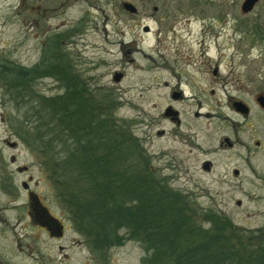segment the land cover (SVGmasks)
I'll return each mask as SVG.
<instances>
[{
    "label": "rangeland",
    "instance_id": "obj_1",
    "mask_svg": "<svg viewBox=\"0 0 264 264\" xmlns=\"http://www.w3.org/2000/svg\"><path fill=\"white\" fill-rule=\"evenodd\" d=\"M123 1L0 0V69L5 64L31 69L48 56L57 64L56 71L39 70L22 88L11 73L0 72V260L5 264H156L142 231L138 237L124 227L117 233L120 244L91 246L59 199L33 136H47L46 99L58 102L67 91L79 92L90 108L99 109L98 115L116 127L113 135L137 147L148 168L162 169L151 171L181 196L193 225L206 230V237L264 243V110L256 100L264 93L258 91L264 90V80L257 75L264 59L257 58L263 47L249 35V19L233 5L216 6L214 20L211 12L198 10L185 18L181 36L169 29L182 24V16H171L160 27L144 17L141 23L153 31H137L136 50L124 54L133 47L131 31L121 30ZM156 3L148 1L146 11ZM204 22L218 27L209 29ZM199 28L208 29L207 42ZM204 61L210 70L219 66L215 93L187 91V98L172 100L179 81L184 88L204 81ZM247 83L253 91L244 90ZM235 100L250 104L251 113L237 111ZM169 103L182 111L183 139L172 122L160 118ZM196 111L206 114L196 117ZM162 128L166 134L159 136ZM146 133L151 137L142 139ZM234 134L236 148H221L225 136ZM172 157L180 159L179 170L166 167ZM205 160L213 162L211 171L203 169ZM23 167L28 168L18 170ZM25 181L66 224L61 239L39 234L21 218L27 206ZM210 220L217 221L216 228Z\"/></svg>",
    "mask_w": 264,
    "mask_h": 264
},
{
    "label": "trees",
    "instance_id": "obj_2",
    "mask_svg": "<svg viewBox=\"0 0 264 264\" xmlns=\"http://www.w3.org/2000/svg\"><path fill=\"white\" fill-rule=\"evenodd\" d=\"M56 69L48 56L34 68L5 64L0 72L11 73L22 88L39 70ZM62 74L68 81L66 72ZM52 99L45 106L50 117L42 120L47 136L33 140L59 199L91 246L120 244L117 233L125 227L138 237L140 231L147 236L143 242L156 264H264L263 242L256 246L248 237H206V230L195 227L181 196L156 178L148 159L137 156V147L113 135L116 127L79 92L67 91L58 102ZM209 222L216 228V220Z\"/></svg>",
    "mask_w": 264,
    "mask_h": 264
},
{
    "label": "flooded vegetation",
    "instance_id": "obj_3",
    "mask_svg": "<svg viewBox=\"0 0 264 264\" xmlns=\"http://www.w3.org/2000/svg\"><path fill=\"white\" fill-rule=\"evenodd\" d=\"M148 1H150V0H124L122 2V7L120 8V21L122 23L121 24V30L123 32H125V30H128V29L131 31L132 39H131L130 44L133 47V49H130L128 51L124 50L123 51L124 54H130L136 50V47H134V46H136L138 43L137 31L139 33L143 32L145 34H149L153 31L152 25H150L149 23H145V22L141 23V20L144 17H148L149 19H154L155 21H158L159 22L158 27H160L163 24L162 21L169 22V19L171 16H174V17L175 16H178V17L182 16V19H181L182 24L174 23L171 26V28L169 29V32L173 33V31H175L177 34H180V29L183 28V26H185V21H184L185 18L190 17L193 14V12H197L198 10H203L202 13H204V12L206 13L207 11H209L212 13V17L214 20L215 15H216V6H217V9H218V7H220V9H221V8H228L227 5H230V7H232V5H233L234 9L239 7L240 11L244 15L247 16V18L249 19L248 26L250 27V31H249L250 37L252 39H255L256 42L259 43V45L264 48V0H230L229 3H227L228 0H218V2H217V0H155L157 3L153 6L152 12H147L146 10L148 8L145 6H146V3L148 4ZM173 2H174V4H173ZM208 6H209V8H208ZM228 10H229V13H231L230 8ZM184 11H186V14H184ZM229 13H227V14H229ZM222 17L223 16H221V19H222ZM207 19L208 18H203V20H205V21ZM222 21H223V19H222ZM240 23H242V22L240 21ZM240 23H239V25H240ZM178 24L180 26H177ZM203 24H204L203 26H206L209 29H211V28L217 29L216 27H218L217 24L214 25L213 23H210L208 25L207 22H204ZM236 25H238V24H236ZM200 29H201V32L203 33V35H202L203 42L204 41L207 42V37H208L207 31H208V29L207 28H199V31H200ZM212 31H214V30H212ZM218 32H220V31H218ZM235 32H237V28L235 29ZM123 35H124V33H122V36ZM174 42L178 43L176 41H174ZM197 42L201 43L199 41H197ZM179 43H182V42L179 41ZM125 45H126L125 41H122V46H125ZM263 48H260V51H259V54L257 57L260 60L264 59V49ZM247 57H248V55H247ZM204 64H205V66L202 69V72L204 73L203 74L204 81L201 83H198V82L195 83L194 82L191 86L186 87V88H184L180 85L183 80L179 81L178 87L175 88V90L171 91V93H170L172 100L173 99L178 100V99L187 98V91L192 92V93H197V91H200V92L201 91H210L212 93H215V91H216L215 77L217 75H219V73H220L219 66H216L215 68H212L210 70L208 68V64H210V62L204 61ZM257 75L259 77H261V79L264 80V68L263 67H261L257 71ZM209 79H212V80H209ZM244 90L245 91H253L254 88H251V85L249 83H247L245 85ZM258 91H264V90L260 89ZM260 97L264 98L263 92L258 93L256 100H257V104L260 107V109L264 110V107L262 106V104L259 101ZM239 102H241L243 104V106L246 109V112H244L238 108L237 103H239ZM233 105L237 111L242 112L246 116H248L252 111V106L250 104H248L247 102H245L244 100H235V101H233ZM205 114L206 113H202L199 111L195 112L196 117H200V116H203ZM160 118H163L165 120L167 119L173 123L172 128L175 130L176 135H179L182 139L186 136V134L184 132H180L182 127H183V122H184L182 111L180 109H178L174 104L169 103L165 107V111L162 113ZM160 118H158V119L160 120ZM144 125L150 127L149 124H144ZM157 134L159 136H164L166 134V130L164 128L158 129ZM145 137H151V134H148V133L144 134V136H142V139H145ZM142 139L140 138L139 141L141 142ZM238 143H239V138L236 134H234V137L225 136L222 143L220 144V147L224 148L225 150H232V149L236 148ZM179 163H180V159L178 157L176 159L174 157H172V161H171L170 165H168L166 167L167 168L170 167L172 169L179 170V166H180ZM206 164H208L207 167H206ZM202 166H203V169L206 171H211L214 168V164L211 160H205ZM27 168L28 167H23V168H19L18 170L19 171H26ZM151 170L154 172L157 171V169H155V168H152ZM161 170L159 169L158 171L161 172ZM22 185H23V187L26 191V194H27V206L25 207L24 213L22 212L21 218L28 219V221L31 224H33V227L39 231L38 232L39 234L42 231L43 234H45V235L47 234L51 239H54V240L61 239L64 236L65 232L60 237L52 235L50 230L46 226L42 225L41 222H39L36 219L34 202L31 200L30 196L32 194H36L39 197L41 204L49 209L48 205L42 200L41 196L34 189H32L30 187L28 182L25 181V182H23ZM49 211L52 214L50 209H49ZM59 220L61 221V219H59ZM61 222L64 225V231H65L67 226H66V224H64L63 221H61ZM19 245L22 246V243L20 242ZM21 250H22V248H21ZM30 252L32 253V251H30ZM0 264H5V263L2 260H0ZM41 264H43V262H41Z\"/></svg>",
    "mask_w": 264,
    "mask_h": 264
},
{
    "label": "water",
    "instance_id": "obj_4",
    "mask_svg": "<svg viewBox=\"0 0 264 264\" xmlns=\"http://www.w3.org/2000/svg\"><path fill=\"white\" fill-rule=\"evenodd\" d=\"M120 77L121 74H118L116 76L117 79H119ZM259 101L264 107V98L260 97ZM237 106L240 110L246 112V109L241 102L237 103ZM207 165L208 164H206V167ZM234 172L235 174H238L237 170H235ZM30 198L34 202L36 219L41 222L42 225L46 226L50 230L52 235L59 237L62 236L64 233V225L62 224V222L57 217L52 215L47 207L41 204L40 199L36 194H32Z\"/></svg>",
    "mask_w": 264,
    "mask_h": 264
}]
</instances>
